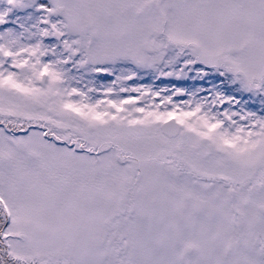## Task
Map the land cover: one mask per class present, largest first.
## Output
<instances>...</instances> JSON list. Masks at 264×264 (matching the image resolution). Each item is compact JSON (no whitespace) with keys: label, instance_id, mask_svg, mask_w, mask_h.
<instances>
[{"label":"snow or ice","instance_id":"obj_1","mask_svg":"<svg viewBox=\"0 0 264 264\" xmlns=\"http://www.w3.org/2000/svg\"><path fill=\"white\" fill-rule=\"evenodd\" d=\"M0 264H264V0H0Z\"/></svg>","mask_w":264,"mask_h":264}]
</instances>
